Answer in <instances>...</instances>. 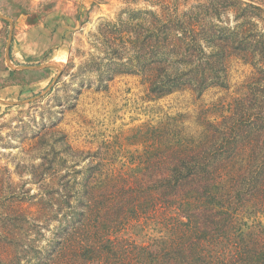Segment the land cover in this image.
<instances>
[{
	"label": "trees",
	"instance_id": "trees-1",
	"mask_svg": "<svg viewBox=\"0 0 264 264\" xmlns=\"http://www.w3.org/2000/svg\"><path fill=\"white\" fill-rule=\"evenodd\" d=\"M178 1L106 24L100 36L117 55L107 81L134 75L154 99L201 97L229 89L235 55L252 76L230 103L197 115L195 130L183 114L148 128L145 178L101 161L86 169L81 195L66 176L34 211L19 206L0 231V264H264V0H193L184 12ZM148 226L160 235L138 243Z\"/></svg>",
	"mask_w": 264,
	"mask_h": 264
},
{
	"label": "rangeland",
	"instance_id": "rangeland-1",
	"mask_svg": "<svg viewBox=\"0 0 264 264\" xmlns=\"http://www.w3.org/2000/svg\"><path fill=\"white\" fill-rule=\"evenodd\" d=\"M172 1L0 0V15L12 22L0 19V100L19 103L44 94L52 85L32 103L0 104V231L11 227L10 218L19 206L34 211L40 193L60 187L66 176L72 193L81 195L86 169L94 170L101 161L113 175L145 178L148 128L160 127L167 116L183 114L188 116L185 126L195 130L197 115L210 106L230 103L252 76L253 68L235 55L228 61L229 89L209 90L201 97L183 91L154 99L140 77L128 74L108 82L104 73L114 66L117 55L103 43L101 30L119 19L126 21L135 11L161 13L160 5ZM178 4L184 12L197 2ZM230 15L223 21L232 19ZM121 57L126 63L128 55ZM45 64L57 65L61 74L56 69L10 67ZM258 220L264 224V218ZM246 224L244 230L253 219ZM44 225L52 229L56 224ZM147 228L133 236L138 243L160 235Z\"/></svg>",
	"mask_w": 264,
	"mask_h": 264
},
{
	"label": "water",
	"instance_id": "water-1",
	"mask_svg": "<svg viewBox=\"0 0 264 264\" xmlns=\"http://www.w3.org/2000/svg\"><path fill=\"white\" fill-rule=\"evenodd\" d=\"M0 19H4V20L8 21L12 25V22H11V20L8 17L0 15ZM12 31H13V28H11V33H10V36H9V39H8V43H7V47H6V60H7V63H10L9 55H10L11 44H12ZM10 67H11L12 71H17V70H20V71H40V70H45V69H56L61 74V69L57 65H54V64H45V65H40V66H19V67L10 66ZM55 81L56 80H54V82ZM51 87H52V85H50V87L44 92V94H42L40 96L25 100V101H22V102H19V103L6 102V101L0 100V104H4V105H7V106L29 104V103H32V102L40 99L43 95L48 93L49 90L51 89Z\"/></svg>",
	"mask_w": 264,
	"mask_h": 264
}]
</instances>
